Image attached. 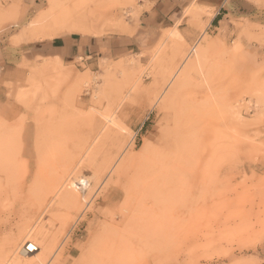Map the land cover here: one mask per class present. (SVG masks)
Here are the masks:
<instances>
[{"label": "rangeland", "instance_id": "1", "mask_svg": "<svg viewBox=\"0 0 264 264\" xmlns=\"http://www.w3.org/2000/svg\"><path fill=\"white\" fill-rule=\"evenodd\" d=\"M140 3L41 0L19 28L133 33ZM195 4L196 38L168 29L86 69L40 60L0 88V264H264V0Z\"/></svg>", "mask_w": 264, "mask_h": 264}, {"label": "crops", "instance_id": "2", "mask_svg": "<svg viewBox=\"0 0 264 264\" xmlns=\"http://www.w3.org/2000/svg\"><path fill=\"white\" fill-rule=\"evenodd\" d=\"M233 1L236 0H141L140 5L147 8L143 9L133 33L92 34L70 30L50 37L27 40L19 26H23L30 9L39 6L41 0H11L6 5L5 13L18 11V16L0 24V88L8 83H25L30 74V66L43 60H59L62 66L86 69L97 66L101 59L118 58L152 49L160 42L165 31L176 25L185 32L188 39L196 38V35L189 36L187 31L190 28L185 26L188 19L186 10L192 3L212 8L214 15H217ZM251 4L255 7L253 1ZM18 36L24 40L15 43L12 38ZM261 54L264 55V49Z\"/></svg>", "mask_w": 264, "mask_h": 264}, {"label": "bare ground", "instance_id": "3", "mask_svg": "<svg viewBox=\"0 0 264 264\" xmlns=\"http://www.w3.org/2000/svg\"><path fill=\"white\" fill-rule=\"evenodd\" d=\"M197 7V5L194 3H192V5L187 9V11H186V14H190L189 12L193 9V8H196ZM198 8V7H197ZM178 25H179V23H178ZM83 27V26H82ZM166 38V37H165ZM168 38H170V39H174V40H182V38H181V35H180V31H179V27L178 26H173V28L172 29H170L169 31H168V33H167V38L166 39H168ZM201 39H203V36H201L200 37ZM198 40H200L199 38H198ZM201 41V40H200ZM200 41L198 42V43H196L194 46H193V48H191V49H193V53H192V55L193 54H196V52H198V45L200 44ZM197 42V41H196ZM161 46V45H160ZM190 54V53H189ZM191 55V56H192ZM197 55V54H196ZM191 56H188L186 59H184L183 60V62L181 63V65L179 66V68H178V71L174 74L175 76H176V74L181 70V68H184V65L186 64V62L191 58ZM200 58V57H199ZM199 58H197L198 60H199ZM199 63V62H198ZM194 65V64H193ZM195 68V67H194ZM183 70V69H182ZM181 70V71H182ZM191 71V70H190ZM178 75V74H177ZM180 75V74H179ZM174 77V76H173ZM175 78V77H174ZM133 82V81H132ZM131 82V83H132ZM135 83H136V81L135 82H133V84H132V86L130 87V90L128 91V93H127V95L129 94V92L133 89V87L135 86ZM125 98V97H124ZM122 102V101H121ZM95 109H97V108H95ZM94 109V110H95ZM102 109V108H101ZM98 110V109H97ZM116 110V109H115ZM98 111H100V110H98ZM98 111H97V114L99 115L100 113H98ZM104 111V110H103ZM110 112V111H109ZM115 112V111H114ZM113 112V113H114ZM207 112H208V110H207ZM210 113H212V112H210ZM108 114V113H107ZM115 114V113H114ZM100 116V115H99ZM101 116H102V118H105V120H107V121H109V122H112L113 124H116V122H118V120L116 121V119L114 120V118L113 119H109L110 117L112 118V115L109 117V114H108V116H106V115H102L101 114ZM243 118V117H242ZM116 121V122H115ZM112 124V125H113ZM118 125V124H117ZM120 125V124H119ZM113 126H116V125H113ZM118 128H119V126H117ZM97 136H99V135H97ZM113 138V137H112ZM96 139V138H95ZM95 140H93L92 142H94ZM90 144V143H89ZM92 144V143H91ZM88 147V146H87ZM92 148V147H91ZM90 149V147H88V149L84 152L85 154H87L86 152H88V150ZM81 151H82V149H81ZM84 151V150H83ZM81 154V153H80ZM84 155V154H83ZM83 160V159H82ZM80 163V162H79ZM81 164V163H80ZM79 165V164H78ZM70 175V174H69ZM84 180V179H83ZM85 183V185L87 186L88 185V183H89V180H85L84 181ZM66 183V182H65ZM70 183H72V182H70ZM75 183L73 182L72 183V185H74ZM64 185H66V184H64ZM64 185L63 184H61V185H59V186H57V192H59V194H61L62 193V191H61V189H62V186H63V188H64ZM76 186V185H75ZM77 187V186H76ZM78 188V187H77ZM86 189V188H85ZM81 190V189H80ZM56 191V190H55ZM63 195V194H62ZM58 196V195H57ZM56 197V196H55ZM59 197H60V195H59ZM58 197V198H59ZM67 197L70 199V200H73V201H75L76 199H80V194L78 193V192H76V190H72V191H68V195H67ZM57 198V197H56ZM53 200V199H52ZM78 200H77V202H78ZM69 202V201H68ZM49 204V203H48ZM88 204V203H87ZM46 207H48V206H46ZM35 227H36V225H35ZM34 228V227H33ZM32 228V229H33ZM32 229H30L31 231H32ZM35 230V229H34ZM32 233V232H31ZM27 235H29L28 233H27ZM26 237V236H25ZM31 237V236H30ZM19 238V237H18ZM27 238V237H26ZM27 239H29V237L27 238ZM27 241V240H26ZM22 242H23V240H22ZM39 243V242H38ZM26 244V242H24V246H26L25 245ZM27 247L29 248V249H32L33 251L31 252V253H33V252H36L37 250H38V245L37 244H35L34 242H29V244L27 245ZM26 247V248H27ZM149 249V248H148ZM16 252V251H15ZM28 252H30V251H28ZM15 254V253H14ZM35 255H37V254H35ZM13 256V255H12ZM33 258V257H32ZM32 261V260H31ZM15 262V261H14ZM41 262V261H40ZM43 262V261H42ZM2 264V263H1ZM3 264H13V258L11 257L10 258V256H9V259L8 260H6V261H4V263Z\"/></svg>", "mask_w": 264, "mask_h": 264}, {"label": "built area", "instance_id": "4", "mask_svg": "<svg viewBox=\"0 0 264 264\" xmlns=\"http://www.w3.org/2000/svg\"><path fill=\"white\" fill-rule=\"evenodd\" d=\"M28 251L32 252L33 250L32 249H29L28 247L26 248Z\"/></svg>", "mask_w": 264, "mask_h": 264}, {"label": "trees", "instance_id": "5", "mask_svg": "<svg viewBox=\"0 0 264 264\" xmlns=\"http://www.w3.org/2000/svg\"><path fill=\"white\" fill-rule=\"evenodd\" d=\"M218 17L215 18L214 22L217 20Z\"/></svg>", "mask_w": 264, "mask_h": 264}]
</instances>
